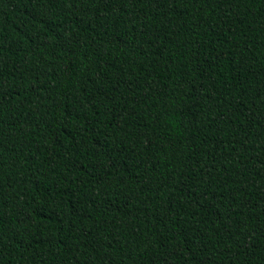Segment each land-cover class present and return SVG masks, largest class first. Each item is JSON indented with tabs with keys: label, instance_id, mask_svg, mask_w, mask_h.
I'll use <instances>...</instances> for the list:
<instances>
[{
	"label": "trees",
	"instance_id": "1",
	"mask_svg": "<svg viewBox=\"0 0 264 264\" xmlns=\"http://www.w3.org/2000/svg\"><path fill=\"white\" fill-rule=\"evenodd\" d=\"M0 264H264V0H0Z\"/></svg>",
	"mask_w": 264,
	"mask_h": 264
}]
</instances>
